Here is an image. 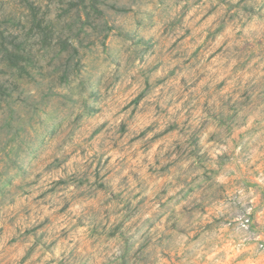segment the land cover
<instances>
[{
	"label": "clouds",
	"instance_id": "1",
	"mask_svg": "<svg viewBox=\"0 0 264 264\" xmlns=\"http://www.w3.org/2000/svg\"><path fill=\"white\" fill-rule=\"evenodd\" d=\"M0 264H264V0H0Z\"/></svg>",
	"mask_w": 264,
	"mask_h": 264
},
{
	"label": "rangeland",
	"instance_id": "2",
	"mask_svg": "<svg viewBox=\"0 0 264 264\" xmlns=\"http://www.w3.org/2000/svg\"><path fill=\"white\" fill-rule=\"evenodd\" d=\"M20 2H21V4H27V0H20ZM200 23H201V21H197V26ZM203 31L207 32L208 29L205 28ZM209 38H210L209 35H204L203 41L206 43ZM200 47H203V44H201ZM140 99H141V96H135V98L131 99L130 101H125L124 97H119L118 102L124 103V108L121 110V112L126 111L127 108L130 107L132 104H136L138 107L142 108L143 106L140 105V103H139ZM121 123H123V121H121ZM150 129H151V126H150ZM166 131H167V129L162 128L161 131L159 133H157L156 136L151 137L150 140H154L158 137H162L166 133ZM54 183H56V181H54Z\"/></svg>",
	"mask_w": 264,
	"mask_h": 264
}]
</instances>
